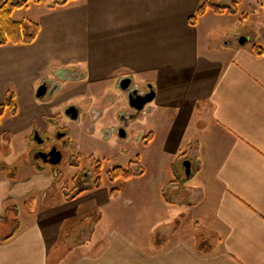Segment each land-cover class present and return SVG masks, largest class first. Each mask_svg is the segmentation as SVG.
Wrapping results in <instances>:
<instances>
[{"label": "crops", "instance_id": "crops-1", "mask_svg": "<svg viewBox=\"0 0 264 264\" xmlns=\"http://www.w3.org/2000/svg\"><path fill=\"white\" fill-rule=\"evenodd\" d=\"M59 1L16 10L40 34L30 45L0 47V105L13 91L19 107L0 120V264H264V42L254 45L262 55L246 43L215 44L225 14L208 11L190 24L205 0ZM76 77L91 86L130 77L156 93L119 122L126 130L146 124L157 153L148 185L171 238L159 253L111 227L102 232L101 210L121 191L112 195L103 182L84 192L62 188L67 177L53 167L25 163L15 176L5 168L55 120L59 103L40 100L38 87ZM180 158L191 161L190 175L174 171ZM138 164L143 173L128 180L137 187L145 175Z\"/></svg>", "mask_w": 264, "mask_h": 264}, {"label": "rangeland", "instance_id": "rangeland-1", "mask_svg": "<svg viewBox=\"0 0 264 264\" xmlns=\"http://www.w3.org/2000/svg\"><path fill=\"white\" fill-rule=\"evenodd\" d=\"M240 1L238 14L230 15L226 13V17L219 19V27L215 31L217 33L214 37L215 44H225L226 40L227 42L239 44V39L243 36H248L249 40L246 43L248 45H262L264 42V0ZM255 7L259 10H256ZM82 80L76 77L64 87L61 83L55 82L51 84L48 91L60 87V94L42 97L47 101L54 100L59 103V109L53 118L55 120L52 125L49 126V129L46 128L47 130H44V133H41L40 138L45 140L51 136L50 141L47 142L49 145L53 139H56L53 132L58 128L61 130L65 128L68 133L67 139L70 141V145L66 146L70 152L67 153V157L62 161L58 170L62 178L67 177L62 188L76 191L77 186L84 187V183L93 185L98 176L96 168L97 166L101 168L100 177L104 186L110 189L109 191L120 188L122 192V196L116 202L104 206L101 210L106 219V225L104 224L106 227H102V232L107 226L108 228L111 227V229L118 231L129 239L133 238L144 249L159 253L166 248L167 242L171 238L168 236L170 232L162 221L165 213L161 211L162 207L159 202H156V196L150 193L152 189L148 185L149 179L155 174L154 168L149 162L150 156L157 153H155L152 144L149 145V139H146L149 134L146 124L141 123L134 126L132 124L127 130L126 127L120 125V118L128 116L127 118L130 119L137 111L129 104L128 90L125 91L118 87L117 82L93 83L91 86L87 82L88 80ZM139 88L141 87L139 86ZM90 89L93 90L92 94ZM74 91L77 92V95ZM84 91H87V93H84ZM72 105L81 111L80 118L76 121L70 120L65 113V109ZM6 118H10L9 111ZM119 126L125 129L121 131ZM111 132H114L112 136L109 135ZM26 143L28 151L26 150L23 155L22 153L19 154L20 159L10 165L3 162L5 168L10 171L11 176L21 174L25 163L34 170L40 165L46 168L53 167L38 158V154L35 156L37 151L44 149V146L35 144L33 134L28 137ZM72 155L74 156L73 161L78 162L79 166L73 167L69 164ZM139 159L142 162L145 175L141 182L137 181L138 187L132 181L119 179L112 183L108 179L107 173L113 168L117 166L128 168L132 161H138ZM174 169V171L178 169L180 174L186 173L182 158L176 161ZM76 175L78 177L86 175V178L78 185L73 180L71 181ZM157 200L159 201L158 198ZM98 215L99 213L94 214L91 220L95 221ZM179 219L181 220V214L177 213L173 223L174 228L172 227V240L174 241L181 234ZM189 225V233L196 236L198 233L196 224L191 222ZM102 232H99L97 239L95 238L96 244H99L102 240ZM83 236H86V234L80 236L77 233V238L82 239Z\"/></svg>", "mask_w": 264, "mask_h": 264}, {"label": "trees", "instance_id": "trees-1", "mask_svg": "<svg viewBox=\"0 0 264 264\" xmlns=\"http://www.w3.org/2000/svg\"><path fill=\"white\" fill-rule=\"evenodd\" d=\"M67 1L68 0H65L62 4H65ZM34 2H38V0H5L0 4V47L7 45H30L37 40L40 34L39 23L30 20L21 21L14 18V12L16 10L27 8ZM240 3V0H205L199 5L194 15L190 17V24L195 25L197 20L208 11H212L217 15L226 13L236 15L239 12L238 7ZM254 48L258 55H262L263 48L258 46H254ZM7 110L12 116H16L19 113L16 95L13 91L7 92L4 104L0 105V120ZM100 169L101 168L97 169L98 176L94 184L84 188L80 192L101 187L102 179L100 177ZM141 173H143V170L139 166L138 161H132L128 168L117 166L110 170L107 176L111 182H116L119 179L128 181ZM120 190V188H115L111 193L112 195H118ZM10 209L11 208L8 207L6 211Z\"/></svg>", "mask_w": 264, "mask_h": 264}, {"label": "flooded vegetation", "instance_id": "flooded-vegetation-1", "mask_svg": "<svg viewBox=\"0 0 264 264\" xmlns=\"http://www.w3.org/2000/svg\"><path fill=\"white\" fill-rule=\"evenodd\" d=\"M124 79V78H123ZM122 81V79H121ZM121 81L117 83L118 87H121ZM47 84V83H46ZM48 85V84H47ZM49 86L48 85V90H49ZM136 85L133 83L132 81V85H131V89L135 88ZM141 89V88H140ZM47 90V93L48 94L50 91ZM143 92H147L149 91V89L146 87L145 89H141ZM50 95V93H49ZM65 113L67 116H69V119L72 120V121H76L80 118V115H81V111L80 109H78L76 106H69L65 109ZM97 113V112H96ZM123 126V125H122ZM120 130L122 131L123 129H125L124 127H121L119 126ZM45 131H40L39 129H36L34 132H33V137L35 139V144L36 145H39V146H44V149L43 150H40V151H37L35 153V156L36 154L38 155H41V154H45V156H40L38 158H40L42 161H44L46 164L48 165H52L53 163V168L58 172L59 170V167L61 166L62 164V161L67 157V153L70 152V150L68 151L66 146L69 144L70 145V141H68L67 137H68V133L66 131V129H56L54 133V136L56 139H53L52 143H50L49 145L47 144L48 141H50V138L51 136H49L47 139L45 140H42L40 138V135L41 133H44ZM126 132V131H125ZM114 134V132H111V134H109L110 136H112ZM67 135V136H66ZM108 135V134H107ZM116 135V134H115ZM66 136V137H65ZM39 141V142H38ZM39 143V144H38ZM53 150H56L52 153ZM61 156L62 157V160L60 161V163H56L54 164L56 161V159ZM74 159V156L72 155V159H70L71 162H69L70 165H72L73 167H76V166H79L78 162H76L75 160L73 161ZM99 167L97 166L96 170L98 169ZM84 177V178H83ZM83 177L81 176H74L73 177V182L76 184L78 183V185L83 182L86 178V175H84ZM85 186L84 187H78L75 189L76 192L77 191H81L83 190L84 188H86L87 186H89L87 183H84Z\"/></svg>", "mask_w": 264, "mask_h": 264}, {"label": "water", "instance_id": "water-1", "mask_svg": "<svg viewBox=\"0 0 264 264\" xmlns=\"http://www.w3.org/2000/svg\"><path fill=\"white\" fill-rule=\"evenodd\" d=\"M59 2L64 3L65 0H60ZM248 40H249L248 36H243L239 39V43L241 45H244L245 43H247ZM131 85H132V79L130 77H125L124 79H122L120 86L123 90L125 91L128 90V101L130 106L136 111H143L147 106V104L154 100L156 93L150 86L148 87L149 91L143 92L138 85H136V87L133 89H131ZM47 90H48V85L46 83L42 84L37 91L38 98L45 96ZM54 151L56 150H53L52 153ZM40 156H45V154L38 155V157ZM61 160L62 157L59 156L55 160L56 162L54 164L60 163ZM184 166H185L186 174L190 175L192 173L191 161L189 160L185 161Z\"/></svg>", "mask_w": 264, "mask_h": 264}]
</instances>
